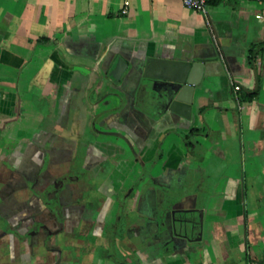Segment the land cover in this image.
<instances>
[{"label":"crops","instance_id":"crops-1","mask_svg":"<svg viewBox=\"0 0 264 264\" xmlns=\"http://www.w3.org/2000/svg\"><path fill=\"white\" fill-rule=\"evenodd\" d=\"M209 12L0 0V264H264V0ZM150 58L202 62L189 117Z\"/></svg>","mask_w":264,"mask_h":264},{"label":"water","instance_id":"water-1","mask_svg":"<svg viewBox=\"0 0 264 264\" xmlns=\"http://www.w3.org/2000/svg\"><path fill=\"white\" fill-rule=\"evenodd\" d=\"M200 61H181L150 58L147 60L143 81L139 86L138 100L150 110L164 108L184 117L192 114L198 81L192 79ZM128 68L123 58H118L109 77L119 82ZM188 109V115L180 108ZM190 114V115H189Z\"/></svg>","mask_w":264,"mask_h":264},{"label":"built area","instance_id":"built-area-1","mask_svg":"<svg viewBox=\"0 0 264 264\" xmlns=\"http://www.w3.org/2000/svg\"><path fill=\"white\" fill-rule=\"evenodd\" d=\"M183 5L188 9L194 10L196 12L202 13L206 17L209 14V3L211 0H181ZM228 1V0H223ZM131 3L130 1H126L122 8V14L127 15L129 13ZM231 78V77H230ZM235 90L239 91L240 87L235 86Z\"/></svg>","mask_w":264,"mask_h":264},{"label":"rangeland","instance_id":"rangeland-1","mask_svg":"<svg viewBox=\"0 0 264 264\" xmlns=\"http://www.w3.org/2000/svg\"><path fill=\"white\" fill-rule=\"evenodd\" d=\"M206 21L211 22L212 21V14L209 12L208 18L204 17Z\"/></svg>","mask_w":264,"mask_h":264},{"label":"trees","instance_id":"trees-1","mask_svg":"<svg viewBox=\"0 0 264 264\" xmlns=\"http://www.w3.org/2000/svg\"><path fill=\"white\" fill-rule=\"evenodd\" d=\"M211 1H212V0H211ZM215 1H218V0H215ZM254 95H255L254 93L249 94L248 99H249V100H252V98L254 97Z\"/></svg>","mask_w":264,"mask_h":264}]
</instances>
